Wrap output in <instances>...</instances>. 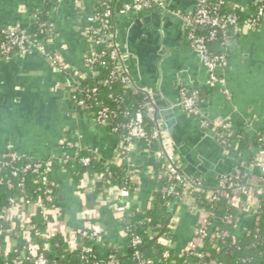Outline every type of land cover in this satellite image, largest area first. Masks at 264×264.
Segmentation results:
<instances>
[{"label": "crops", "instance_id": "0c3cea01", "mask_svg": "<svg viewBox=\"0 0 264 264\" xmlns=\"http://www.w3.org/2000/svg\"><path fill=\"white\" fill-rule=\"evenodd\" d=\"M227 1L244 16L253 12L254 0ZM174 3L177 9H183L191 6L194 0H175ZM22 4L26 6L24 14L18 10ZM94 5L95 0H63L53 12L58 33L55 45L60 48L66 60L79 69H83L86 51L81 29L86 25ZM45 8V0H0V25L20 22L23 29L33 31L37 18ZM157 14L154 7H150L141 10L136 16L130 13L116 18L117 39L124 55V62L139 89L151 95L149 88H152L156 93L162 92L170 98H175L177 94L175 84L179 80L182 88L202 91L198 108L203 118L211 121L225 119L235 129L245 127L250 136L259 129H264V24L254 31L232 29L229 32L226 50L229 65L226 70L221 71L230 90V95L227 96L223 86L209 82L208 71L192 49L188 31L183 32L181 26L171 20L166 22L163 38V41L171 46L169 55L165 58L159 57L157 29L160 27V21ZM32 16L35 17V23L32 22ZM40 78L41 82L22 78L19 84L8 83V89L3 94L1 92L4 98L0 101L10 100L13 96L19 97L22 103L12 106L0 104V155L5 150V145L12 141L17 148L16 151L23 157L52 159L53 169L50 178L57 187L56 205L61 214L49 227L61 230L68 237L76 236V232L85 226V220L81 218L80 213L82 210H89L93 216L90 222L101 231L102 236L97 241V251L103 260L102 264H107L105 261L107 246H114L123 252L129 247V237L118 220L120 212L114 209L116 187L111 186L106 192L100 191L102 183L98 173L89 171L86 176L90 178L93 190L79 195L70 172L59 163L61 155L59 140L64 130L71 131L76 128L80 131L82 143L95 150L104 162L116 154L119 137L108 128L110 123L93 125V116L86 109H83L84 113L81 112L79 116L76 106L70 99L69 103L64 102L68 98L66 92L54 89L58 82L64 81L62 74L46 73ZM35 94L37 99L39 98L36 107L33 103ZM149 100L152 105L153 97L152 101ZM34 108L39 109L40 116L37 120L32 115ZM72 114L75 117H72ZM182 121V132L187 138V141L184 138L182 142L186 144L187 150L184 154L177 152L176 149L174 151L180 158L181 168L186 176L201 175L203 178H213L214 174L231 167L226 161L220 162L219 155L211 157V153L206 151L202 153L206 162H199L198 135L193 128L194 122L200 125L199 119L194 116V122L184 118ZM160 124L165 126L163 121H160ZM158 150L133 153L130 157L129 169L133 171L137 185L130 196L131 206L137 205L140 209H146L151 194L162 177V169L158 163L161 149L159 152ZM228 152L237 157L231 150ZM199 164L202 170L199 169ZM257 179L258 176L254 175L253 180ZM90 193L95 195L94 205L89 204L87 195ZM193 203L192 196L184 194L178 205L170 212L171 221L174 223L172 246L178 252H183L195 244V228L201 212L194 208ZM24 211L31 218L38 214L35 206ZM256 219L253 207L241 212L232 223L235 237L247 234L256 223ZM10 220L17 221V217L14 216ZM5 234L0 236V241L5 247L11 245L14 249L15 242L6 239ZM77 242L78 238L73 247H76ZM124 263L136 264L130 258H126Z\"/></svg>", "mask_w": 264, "mask_h": 264}, {"label": "built area", "instance_id": "2783aa9c", "mask_svg": "<svg viewBox=\"0 0 264 264\" xmlns=\"http://www.w3.org/2000/svg\"><path fill=\"white\" fill-rule=\"evenodd\" d=\"M46 8L49 5L51 6V11L57 10L59 5L63 0H45ZM262 0H254L255 3H258ZM112 2H119L121 5L113 11ZM164 0H95L94 9L87 18L86 25L81 29V35L86 43V51L83 57V69L72 66L62 54L60 48H58L55 43L58 37L56 22L48 20L41 21L37 18L36 28L33 31H28L23 28H11L7 26L0 25V58L2 59H11L15 55L24 53L28 51L32 46L38 48L40 53L44 54L48 59L51 66L59 74H67L73 79L76 83V87H73L66 80L58 82L54 89L62 90L66 92L68 98L76 107H81L90 111L93 119L96 120L99 124H104L111 122L110 124H115V119L117 117L116 112L111 110L107 106L101 107L96 114L93 115L91 103L89 99L93 94L98 92L97 86H83L80 81L88 77H98L99 84L104 86H110L115 81H120V83L125 86L131 87L136 93L140 92L144 96H147V93L135 84L133 78L127 67L125 65L124 55L121 51L120 44L117 39V27H116V18L141 11L146 8L153 7L155 5H163ZM221 2H217L214 5H209L208 0H199L197 8L192 13L182 14L181 17L186 23H192L194 25L204 26L209 30V36L198 35L196 31H188L189 40L194 49L200 51L202 56V62L209 74V82L216 83L223 86V91L225 95H230V90L226 86V78L221 74V71L227 69L229 65V58L227 55V45L228 43L219 44L218 51H212L208 45V41L214 40L217 37L218 28L220 27L223 21H227L233 27V29L240 31H254L260 27L259 19L264 16V11L262 7H259L256 13L252 12L250 15L246 16L244 19H239L238 15H230L227 18H222L218 14V9L220 8ZM100 6L104 7V10L99 12L96 11V8ZM116 12V13H115ZM41 15H39L40 17ZM51 16H54L51 14ZM50 33L51 35L45 38H39L40 34ZM57 34V35H56ZM108 72L107 77H102V72ZM182 104L184 108L190 112L195 117H198L200 126L205 131L212 133L214 135V129L217 127L228 128L230 126L229 122L225 119H217L211 121L207 118H203L200 115V110L198 108V103L201 100L200 93L198 90H188L186 88L181 89ZM149 98V97H148ZM148 106V111L145 113L146 104L141 105L133 118L128 122L117 123L113 126L112 130L119 137V146L114 157L108 161H104L108 165L113 164L118 159H123L128 165L131 155L133 153H148L151 150H155L154 143L159 142L161 145V155L165 159L164 167L162 168V177L166 176L168 180L175 186L178 183H181L185 186L186 190L190 189L193 185L191 179L186 176L181 168L180 158L177 153L174 151V146L170 134L165 126H161L160 122L156 123V126L152 129L151 132L148 131L146 123L144 120L145 114L152 116L154 118L153 108L150 105ZM153 113V114H152ZM72 117H75L72 114ZM155 120V118H154ZM67 131H70L66 129ZM73 134V139H68L62 136L59 140L60 148V158L59 163L64 168L66 163L71 160H78L82 163L89 171H96L98 173V178L100 179L101 191L106 192L108 188H105L103 183L109 182V177L103 173L102 169H95L93 164V159L89 155H81L83 151H91L89 147L84 145L81 141L80 131L76 128L71 130ZM215 136V135H214ZM216 137V136H215ZM217 138V137H216ZM142 139H147L148 146L147 148H142L139 145V141ZM218 139V138H217ZM220 143L225 146L228 150L237 149L239 146V139L236 138L234 141L229 138H225L222 141L219 139ZM262 143L263 137L258 139ZM251 144L250 146L253 148ZM256 156L259 165L264 167V147L259 145L256 147ZM23 156L20 155L17 151L6 148L3 153L0 155V184L4 183V177L1 173L9 168L10 174L16 180L15 184L14 179H8L5 183L9 189L14 187H20L22 190L25 187V178L23 174L27 173H42V180L45 183L46 187L42 190L44 199L40 198L36 200L32 205L38 209V214L44 218L51 216L49 225L52 221L56 220L61 214L60 209L55 202L54 194V185L55 183L50 178V172L53 169L52 159L38 160L31 162L22 161ZM96 159L101 161L100 157L97 155ZM239 169L235 170L233 173L238 174ZM127 176L130 182L135 183V176L133 171L129 168L127 170ZM231 176V175H230ZM220 187L218 191H209L208 195L212 199H219L221 196L228 195L224 190L228 184L229 176L220 177ZM261 179L252 180L251 186L246 189V192L250 195V201L252 204L258 201V194L264 193V189L260 188L258 193L254 194L253 186L260 182ZM77 193L83 194L86 192H91L93 190L92 183L90 178H87L85 175L79 183H76ZM116 187V203L114 204V209L120 213L131 207L130 196L133 192L129 191L127 187ZM40 190L42 188H39ZM199 188H195L198 191ZM168 190V188H164ZM184 194H189L188 191ZM21 199L18 196L13 195L9 198L10 207L0 212V218L5 220H10L12 217L16 216L17 220L22 222V225L29 222L31 217L27 216L24 212V208L20 201ZM23 200V199H22ZM230 203L234 205L238 214L235 216H225L223 221L228 224H232L236 217L247 210L240 205V199L238 196H232L229 199ZM26 203H31L30 200H26ZM50 203L52 206H48ZM250 208V207H249ZM201 217L198 220L197 226L195 228V244L191 245L188 250L195 249L198 246H202L204 240L208 237L214 238L219 235L225 236L227 232L223 234L216 232L215 230L218 227H211L209 224V213L204 210H200ZM81 218L85 220V226L80 229L78 232H81L83 236L86 237H97L99 239L101 231L94 227L91 224L92 213L89 210H82L80 213ZM214 229V230H212ZM10 228H7L3 224H0V236L2 234L8 233ZM63 233L59 229H52L49 227V233ZM25 239L28 242L27 250L32 256V261L34 264H47V259L44 255L47 251L48 245L45 244L43 249H40L39 246L33 244L30 239V232L25 231ZM69 243L71 246L75 245L77 236H69ZM160 241L168 246L172 245L171 237H161ZM142 242V238L138 235L133 236L130 240L131 245L134 247V252L132 259L137 264H147L150 261H146L142 253L137 248L138 244ZM6 249L12 251L13 247L7 245ZM83 251L88 253L91 251L90 247H84ZM165 256H168L169 253L165 252ZM107 264H119V259L115 256H109L105 259ZM103 260L96 261L93 264H102ZM197 264H218L216 261L211 260L205 263Z\"/></svg>", "mask_w": 264, "mask_h": 264}, {"label": "trees", "instance_id": "16d2710c", "mask_svg": "<svg viewBox=\"0 0 264 264\" xmlns=\"http://www.w3.org/2000/svg\"><path fill=\"white\" fill-rule=\"evenodd\" d=\"M218 1L221 2L218 14L222 18L225 19L230 15H238L239 19L242 20L246 17L227 0H208V4L214 5ZM111 5L113 11H115L121 3L112 2ZM51 6L53 5L45 8L41 16L38 17L39 20L56 22L55 16L50 15ZM259 7H262L264 11V0L258 3L253 2V12L256 13ZM103 10V6L96 8V11L99 12ZM259 23L260 25L264 24V16L260 17ZM232 29V25L227 21L221 23L216 39L208 41V45L212 51H218L219 44L228 42L229 32ZM195 33L208 37L210 32L206 30ZM50 35L49 32L40 34L39 38H45ZM107 75L108 72H102V77L105 78ZM80 83L83 86L91 87L95 85L98 87V92L93 94L89 99L93 115L101 107L107 106L117 114L115 124L128 122L135 116L137 109L143 104H146L144 109L146 113L148 111L147 105L151 104L147 96H144L140 92L136 93L131 87L125 86L120 81H115L110 86H104L99 84L98 77H88L81 80ZM199 93L200 97H202L201 90H199ZM144 120L148 131L151 132L156 126L154 118L145 114ZM115 124L108 125V128L112 129ZM213 131L214 135L221 141L225 138L233 141L236 138L239 139L238 148L231 149V151L237 158L243 160L246 167L258 163L256 147L259 145L264 147V129H259L252 136L247 133L245 127H240L239 129L231 126L228 128L217 127ZM63 136L68 139H73L71 131L64 130ZM260 137H263L262 143L258 141ZM147 144V139L139 141V145L142 148H147ZM251 144H253V148L250 146ZM153 147L156 150L161 149L159 142L154 143ZM81 155L91 156L94 168H101L106 176H110L109 182L103 183L105 188L119 186L127 187L131 192L136 190V183L130 182L127 176L129 165L123 159H118L113 164L108 165L96 159L97 152L93 149L89 152L83 151ZM159 157L160 160L158 163L162 169L165 159L161 154ZM22 158L19 164L38 161V159L30 157ZM65 168L70 172L71 177L76 183H79L88 173L87 167L78 160L67 162ZM1 175L4 177V183L0 184V212L10 207L9 198L13 195L21 199L20 201L24 209H29L36 200L40 198L44 199L42 190L46 185L42 180V173L23 174L25 178V187L23 190L17 186L12 189L6 186L5 182L8 179H14L15 184L18 182V180L11 176L9 168L5 169ZM253 177L254 175L252 173L242 170H239L238 174L232 173L228 178V184L224 188L228 195L221 196L219 199H212L209 197L208 192L221 189L220 177L203 178L201 175L188 177L193 183V186L188 190L181 183L173 186L166 176L161 177L151 194L146 209H140L137 205H132L121 212L118 217L122 229L129 237L127 251L123 252L109 245L106 248L105 259L109 256H115L119 259V264H125L124 260L126 258L132 259L134 247L131 245L130 240L133 236L138 235L142 238V242L138 244L137 248L142 253L143 258L146 261H150L147 264H197L211 260L216 261L218 264H264V193L258 194V201L256 203H251L250 195L246 192V189L251 184H254L251 183ZM258 179H261V181L253 186L255 195L260 188L264 189V172L258 176ZM53 187L55 194L54 204H57V187L56 185ZM39 188L42 189L40 190ZM164 188H168V190H164ZM195 188H199L198 191ZM186 191L192 196L194 201L193 206L197 211L204 210L209 213V224L211 227H218L215 230L216 232L220 231L221 234L227 232V235H219L214 238L208 237L204 240L202 246H198L192 250L187 249L183 252H178L174 246H168L162 243L160 238L172 237L174 223L171 221L170 212L178 205ZM235 195L238 196L240 205L244 208H254L255 217L257 218L256 223L250 228L249 232L242 237H235L233 224H228L222 220L225 216H235L238 214L237 208L229 201L230 197ZM26 200H30L31 203H26ZM48 206L50 207L52 205L48 203ZM51 218V216L44 218L40 214H36L24 225L19 220L11 221L0 218V224L11 229V231L5 234V238L15 242L14 249L8 252L5 244L0 241V264H34L32 256L27 250L28 242L24 236L25 231L30 232V241L39 246L40 249H43L45 244L48 245L47 264H93L101 260L97 251V237H86L81 232H76L78 242L76 247H73L70 245L69 238L66 234L59 232L49 233V221ZM100 237L102 236L100 235ZM84 247H90L91 251L85 253L83 251ZM165 252H168L169 255L165 256Z\"/></svg>", "mask_w": 264, "mask_h": 264}, {"label": "water", "instance_id": "95a60500", "mask_svg": "<svg viewBox=\"0 0 264 264\" xmlns=\"http://www.w3.org/2000/svg\"><path fill=\"white\" fill-rule=\"evenodd\" d=\"M174 2L175 0H164L163 5L153 6L154 9L158 12L157 19L158 21H160V27L157 29V35L160 45L158 54L160 58L167 57L169 55V49L171 47L168 43H166V41H163V38L165 36V25L167 20H171L173 23L181 26L183 32L186 31L204 32L207 30V28L204 26L194 25L192 23H186L181 17L182 14L192 13L197 8L199 0H194V3L191 6L183 9H177ZM18 10L19 13L24 14L26 10V6L22 4L19 6ZM38 11L39 9H37L36 12ZM139 12L140 11L134 12L133 16L138 15ZM51 14L53 15V9ZM35 21H36L35 17L32 16V22L35 23ZM2 26H7L11 28H23L20 22L8 23L7 25H2ZM59 40L61 41L62 39L59 38ZM62 42L64 43L63 40ZM192 49L195 51L196 55L198 56L200 63H202V56L200 51L194 48ZM129 52L131 51L129 50ZM46 73L47 74L52 73L54 75L59 74L51 66L46 56L40 53L38 48L35 46H32L28 51L24 53L15 55L9 60L0 58V99L4 98V95L2 94L8 89V85H9L8 83L16 82V84L17 83L19 84V80H21L22 78L32 79V82H35L36 80L39 81L41 79L40 77L41 76L43 77ZM9 77L10 79H7ZM62 77L64 81L66 80L73 87H76V83L67 74H62ZM41 81L42 80H40L39 82ZM175 88L177 91L175 98H170L164 95V93L162 92L156 93L152 88H149L150 91L152 92L151 94L152 96L149 95L148 93V97L149 99H151V101H152V97L154 100L152 101L151 106L154 110L155 121L157 123H159L160 121L164 122L170 134V137L173 141L174 149H176L177 152L184 154L187 148H186V144L182 141L184 140V138L187 141V138L184 136L182 132V123H183L182 120L184 118L193 121L194 116L190 112H188L182 104V97H181L182 87L179 80L176 81ZM34 93H36V91H34ZM33 98H34L33 103L34 106L36 107L38 103L37 100L39 98L37 99L36 94L33 96ZM1 101L0 104L3 103L8 106L22 103L19 97H13V96L12 98H10V100L7 101L1 100ZM64 102L69 103V98H66ZM76 109L79 112V116H81V112L83 111V109L81 107H76ZM38 110L35 108L32 110L33 112L32 115L36 120L40 116ZM88 113L91 114L90 111H88ZM92 124L99 125V123L96 122L95 119H92ZM193 128H195L196 134L198 135L197 141H199L198 148L200 152L198 154L199 162L201 163L206 162L205 157L202 155V153L206 151L211 153V157L215 155H219L220 162L226 161L231 164V167L229 169L224 171H219L218 174L216 175L214 174L215 177H222L227 175L230 176L237 169L242 170L244 172H250L253 175H257V176H260L264 172V167L262 165L256 164L252 168L243 165L242 159L237 158L233 156L231 153H229L227 148L220 143L219 139H217L212 133H209L208 131L202 129L200 125L196 124V122H194ZM8 147L15 151L17 150L16 146L12 141L5 145V149ZM198 167L201 170L203 169L201 167V164H199ZM87 197L89 200V204L94 205V202L96 200L95 195L93 193H90L87 195ZM44 255L45 257H47V251H45Z\"/></svg>", "mask_w": 264, "mask_h": 264}]
</instances>
